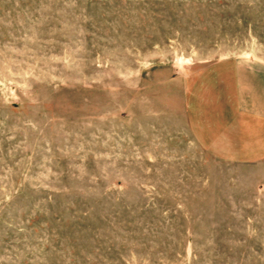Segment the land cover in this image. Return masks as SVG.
I'll return each mask as SVG.
<instances>
[{
	"label": "rangeland",
	"instance_id": "1",
	"mask_svg": "<svg viewBox=\"0 0 264 264\" xmlns=\"http://www.w3.org/2000/svg\"><path fill=\"white\" fill-rule=\"evenodd\" d=\"M264 67V0H0V264H264V161L181 112Z\"/></svg>",
	"mask_w": 264,
	"mask_h": 264
},
{
	"label": "crops",
	"instance_id": "2",
	"mask_svg": "<svg viewBox=\"0 0 264 264\" xmlns=\"http://www.w3.org/2000/svg\"><path fill=\"white\" fill-rule=\"evenodd\" d=\"M188 130L208 154L230 164L264 161V67L227 59L206 67L181 103Z\"/></svg>",
	"mask_w": 264,
	"mask_h": 264
}]
</instances>
